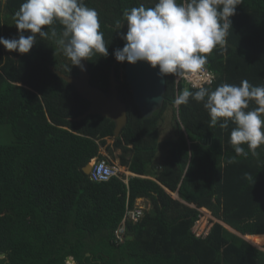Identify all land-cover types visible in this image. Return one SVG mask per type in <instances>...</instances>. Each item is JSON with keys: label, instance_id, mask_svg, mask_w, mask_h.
<instances>
[{"label": "trees", "instance_id": "16d2710c", "mask_svg": "<svg viewBox=\"0 0 264 264\" xmlns=\"http://www.w3.org/2000/svg\"><path fill=\"white\" fill-rule=\"evenodd\" d=\"M156 2L84 0L98 12L108 47L107 57L87 60L93 86L108 91L114 52L124 46L127 25L117 29L115 22L123 26L126 10ZM22 3L0 0V37L18 38L14 16ZM231 20L224 49L208 55L206 69L214 76L208 87L243 80L264 86V0H241ZM53 27L62 31L59 23ZM121 66L117 62L116 77L127 124L113 138L111 120H74L88 103L52 71L74 77L79 69L55 39L37 36L28 54L0 45V138L5 127L11 135L0 142V264H67V257L68 264H264V145L255 156H237L229 143L234 125L210 127L207 110L191 98L175 105L185 87L196 89L171 75L162 108L143 118L124 73L120 81ZM168 109L175 134L160 143L159 123ZM160 146L164 157L155 164ZM101 148L120 151V166L137 176L127 183L91 181L83 168L104 159ZM137 199L147 201L148 210L138 223H127L132 240L117 244L114 231L126 204L132 208ZM202 208L219 222L199 239L192 227Z\"/></svg>", "mask_w": 264, "mask_h": 264}, {"label": "clouds", "instance_id": "9594fccd", "mask_svg": "<svg viewBox=\"0 0 264 264\" xmlns=\"http://www.w3.org/2000/svg\"><path fill=\"white\" fill-rule=\"evenodd\" d=\"M240 3L157 0L154 7L141 4L126 10V24L115 22L117 29L127 25V31L121 37L125 44L115 50L114 57L120 63L146 62L153 69L158 66L159 76L171 75L190 83L196 90L185 87L174 104L187 105L191 98L207 110L210 127L219 124L226 130L234 125L229 143L237 156L246 158L249 152L257 155L256 150L264 145V86L243 80L239 86L224 83L213 90L206 86L205 75L208 55L217 47L224 49L231 17ZM14 20L18 38L0 37V45L9 52L28 54L39 36L42 40L55 39L63 55L81 71L85 70L83 60L108 55L98 12L87 7L84 0H24ZM56 23L62 26L59 34L53 27Z\"/></svg>", "mask_w": 264, "mask_h": 264}, {"label": "water", "instance_id": "95a60500", "mask_svg": "<svg viewBox=\"0 0 264 264\" xmlns=\"http://www.w3.org/2000/svg\"><path fill=\"white\" fill-rule=\"evenodd\" d=\"M125 44V41H124ZM85 70L78 69L76 77L66 76L52 68L65 82L72 85L80 97L88 103L87 110L74 118L75 121H81L90 115H98L114 122L113 137L116 138L127 124V106L119 97L120 82L116 77V59L111 65L109 73V88L105 92L90 83V74L88 72L87 60H83ZM156 69L151 68L146 62H137L135 65L124 62V78L129 86L134 104L137 106L143 118L151 117L160 110L164 102L166 89V79L158 74ZM92 164L88 163L83 172L89 175ZM174 199H178V194H174ZM127 240H132L131 236ZM264 251V248H259ZM0 257H4L2 254ZM67 260L72 258L67 257Z\"/></svg>", "mask_w": 264, "mask_h": 264}, {"label": "built area", "instance_id": "2783aa9c", "mask_svg": "<svg viewBox=\"0 0 264 264\" xmlns=\"http://www.w3.org/2000/svg\"><path fill=\"white\" fill-rule=\"evenodd\" d=\"M205 75L208 77V83L206 86L211 85L213 82V75L206 70ZM188 83V82H187ZM190 84V83H189ZM191 85V84H190ZM192 87V86H191ZM121 169L114 163H109L106 160L95 161L92 164V169L89 173V178L93 182H106L113 177L121 178L123 182L127 183L128 175L125 173V176L122 177ZM143 207L135 202L132 208H129L126 204L125 212L123 219L118 228L114 231V238L117 244H121L125 240V225L127 222L136 223L142 216ZM205 210H200V215L198 220L192 227V232L196 238L203 239L207 236L210 226V214L203 212ZM68 264V261L66 260Z\"/></svg>", "mask_w": 264, "mask_h": 264}, {"label": "rangeland", "instance_id": "374dc122", "mask_svg": "<svg viewBox=\"0 0 264 264\" xmlns=\"http://www.w3.org/2000/svg\"><path fill=\"white\" fill-rule=\"evenodd\" d=\"M122 73H123V67L121 66V68H120V81H123ZM4 130H5V134L3 136H1L0 142H4L5 143V142L10 141L11 135L9 133L8 127H5ZM174 134L175 133H174V126H173V123H172V111H171V109H168V110H166L164 112V114L162 116V119H161V121L159 123V142L162 143L165 140H168L170 138H173ZM106 142H107L108 145H110V144H112L113 141L111 139H107ZM100 153L103 156L107 155L114 164L119 165V162H118V160L115 157H117V155L120 153V151H115L112 155H110L109 153H106V151H105L104 148H101V152ZM163 157H164V151H163L162 147L160 146L159 149H158V151H157V155H156V157H155V159H154L153 162L155 164H158L163 159ZM120 168L121 169L124 168V170H126V167H123L122 168L120 166ZM172 197L174 198V194H172ZM142 205L144 206L145 210L147 211L148 210V207H149L148 202L145 201ZM214 220H215V222H219L216 219H214ZM222 225L225 228H227L228 230H230L231 232H234L235 233V231H233L227 225H224V224H222Z\"/></svg>", "mask_w": 264, "mask_h": 264}, {"label": "bare ground", "instance_id": "6f19581e", "mask_svg": "<svg viewBox=\"0 0 264 264\" xmlns=\"http://www.w3.org/2000/svg\"><path fill=\"white\" fill-rule=\"evenodd\" d=\"M208 72H210L208 69H206ZM211 73V72H210ZM212 74V73H211ZM78 75V74H77ZM213 75V74H212ZM73 77V76H72ZM74 77H76V76H74ZM175 81L176 82H179L180 80H177L176 78H175ZM213 81H214V76H213ZM187 83V82H186ZM213 83V82H212ZM187 84H189V83H187ZM190 85V84H189ZM212 85V84H211ZM191 86V85H190ZM208 86H210V85H208ZM120 135V134H119ZM114 138V137H113ZM99 160H101V159H97V158H94V159H92L91 161H90V163L91 164H93L95 161H99ZM102 160H106L107 162H109L110 164L111 163H113L111 160H110V158L107 156V155H105L104 156V159H102ZM117 165V164H116ZM119 168H120V164L119 165H117ZM122 167V166H121ZM123 168V167H122ZM121 169V168H120ZM121 171H122V173L120 174L121 176H125V173L128 175V178L129 177H135V176H137V175H135V174H133V173H131V172H129L128 170H127V168H126V170H124V168L123 169H121ZM127 181H128V179H127ZM136 202H138L142 207H143V209H142V211H143V214H142V216L144 215V212H145V208H144V206L142 205L144 202H145V200L144 199H137L136 200ZM200 210H205V211H203V212H205V213H209L210 214V226H209V231H210V228L212 227V225H213V223L215 222V220H214V217L211 215V212L209 211V210H206V209H204V208H202V209H200ZM200 210H199V215H200ZM199 215H198V217H199ZM141 216V217H142ZM198 217H197V219H196V221L198 220ZM123 219V218H122ZM141 219V218H140ZM139 219V220H140ZM139 220L136 222V223H138L139 222ZM195 221V222H196ZM127 223H130V222H127ZM127 223H126V225H127ZM136 223H134V224H136ZM131 224H133V223H131ZM195 224V223H194ZM126 225H125V228H124V230H125V240H127V237L129 236V235H127V232H126ZM209 231H208V233H209ZM208 235V234H207ZM132 237V236H131ZM204 239V238H203Z\"/></svg>", "mask_w": 264, "mask_h": 264}, {"label": "flooded vegetation", "instance_id": "af4514ba", "mask_svg": "<svg viewBox=\"0 0 264 264\" xmlns=\"http://www.w3.org/2000/svg\"><path fill=\"white\" fill-rule=\"evenodd\" d=\"M1 255H2V254H1ZM1 255H0V256H1ZM0 258H1V257H0ZM2 258H4V257H2Z\"/></svg>", "mask_w": 264, "mask_h": 264}]
</instances>
